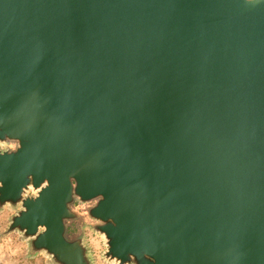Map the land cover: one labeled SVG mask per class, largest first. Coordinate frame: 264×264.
I'll return each instance as SVG.
<instances>
[{
  "label": "water",
  "instance_id": "1",
  "mask_svg": "<svg viewBox=\"0 0 264 264\" xmlns=\"http://www.w3.org/2000/svg\"><path fill=\"white\" fill-rule=\"evenodd\" d=\"M264 264V0H0V211L28 254Z\"/></svg>",
  "mask_w": 264,
  "mask_h": 264
},
{
  "label": "rangeland",
  "instance_id": "2",
  "mask_svg": "<svg viewBox=\"0 0 264 264\" xmlns=\"http://www.w3.org/2000/svg\"><path fill=\"white\" fill-rule=\"evenodd\" d=\"M77 204H80L85 207L88 204L92 205V203L81 204L77 202L74 206V210ZM14 212L15 211L9 207H6L0 211V233H2L6 229L9 223L8 222L9 218ZM89 219L90 222H83L81 220L73 223L76 224V226H80V229L78 232H72V233L85 232L87 235V240L92 247V254L95 257L96 264H108L101 258L102 250L105 248V245L103 243L104 242L103 237L92 230V225H94L96 222L92 220L90 217ZM0 264H49V263H48V257L44 253L30 256L28 254L27 241L23 240L21 234H19L18 232H13L3 237H0Z\"/></svg>",
  "mask_w": 264,
  "mask_h": 264
},
{
  "label": "flooded vegetation",
  "instance_id": "3",
  "mask_svg": "<svg viewBox=\"0 0 264 264\" xmlns=\"http://www.w3.org/2000/svg\"><path fill=\"white\" fill-rule=\"evenodd\" d=\"M91 206V204H88L86 207L82 206L80 204L76 205L75 211L79 215L80 218H82L83 222H90V219L87 215L88 208ZM80 229V226H76V224H72L70 226V231L71 232H78Z\"/></svg>",
  "mask_w": 264,
  "mask_h": 264
}]
</instances>
